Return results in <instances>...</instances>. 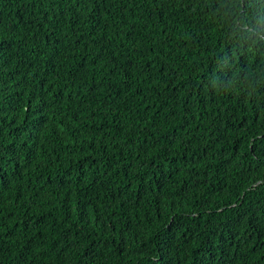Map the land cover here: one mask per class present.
Masks as SVG:
<instances>
[{
  "label": "trees",
  "instance_id": "obj_1",
  "mask_svg": "<svg viewBox=\"0 0 264 264\" xmlns=\"http://www.w3.org/2000/svg\"><path fill=\"white\" fill-rule=\"evenodd\" d=\"M237 6L0 0V264H264V0Z\"/></svg>",
  "mask_w": 264,
  "mask_h": 264
},
{
  "label": "clouds",
  "instance_id": "obj_2",
  "mask_svg": "<svg viewBox=\"0 0 264 264\" xmlns=\"http://www.w3.org/2000/svg\"><path fill=\"white\" fill-rule=\"evenodd\" d=\"M243 10V0H238V6H237V11H242ZM262 19H264V17H262ZM245 28H247V25H245ZM253 35V33L249 32V38L251 39V36ZM261 41H264V37L256 34V37L254 40H252L253 44L259 43Z\"/></svg>",
  "mask_w": 264,
  "mask_h": 264
}]
</instances>
